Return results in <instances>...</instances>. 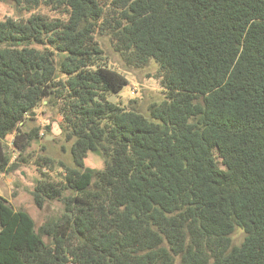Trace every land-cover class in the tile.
<instances>
[{
    "label": "trees",
    "instance_id": "obj_1",
    "mask_svg": "<svg viewBox=\"0 0 264 264\" xmlns=\"http://www.w3.org/2000/svg\"><path fill=\"white\" fill-rule=\"evenodd\" d=\"M9 1L67 20L0 21V174L14 167L2 140L23 152L43 100L73 167L34 185L38 208L63 204L37 231L0 197V264H264V0ZM96 33L125 65L157 66L165 100L147 117L110 101L127 80Z\"/></svg>",
    "mask_w": 264,
    "mask_h": 264
},
{
    "label": "rangeland",
    "instance_id": "obj_2",
    "mask_svg": "<svg viewBox=\"0 0 264 264\" xmlns=\"http://www.w3.org/2000/svg\"><path fill=\"white\" fill-rule=\"evenodd\" d=\"M32 14L48 19L67 20L63 10H56L44 4L30 11L12 1H0V21L7 18L25 21ZM95 40L103 53L104 65L123 75L127 80V84L112 97L113 103L117 102L122 108L132 109L147 117L149 106L165 100L156 77L155 63L150 62L142 69L127 66L120 54L115 51L107 33H96ZM61 123L62 118L56 106L52 103L46 104L43 100L20 125L21 132L26 134L38 129V136L23 152L16 150L12 145L14 134L2 140L4 151L8 153L10 164L14 167L11 171L9 169V172L0 174V197L4 198L13 210L26 212L32 219L36 231L44 223L60 217L63 213V204L60 201L47 200L38 208L32 196L34 185L42 176L59 182L64 173L60 165L73 167L70 156L71 142L66 140ZM44 160L47 161L46 164ZM103 166V159L96 154L89 153L84 160V168L100 170ZM68 194L69 192H66V195ZM231 238L232 244L238 246L243 241L244 233L237 228ZM43 240L49 243L48 239ZM175 264H178V261Z\"/></svg>",
    "mask_w": 264,
    "mask_h": 264
},
{
    "label": "water",
    "instance_id": "obj_3",
    "mask_svg": "<svg viewBox=\"0 0 264 264\" xmlns=\"http://www.w3.org/2000/svg\"><path fill=\"white\" fill-rule=\"evenodd\" d=\"M110 101L113 103V98H111Z\"/></svg>",
    "mask_w": 264,
    "mask_h": 264
}]
</instances>
